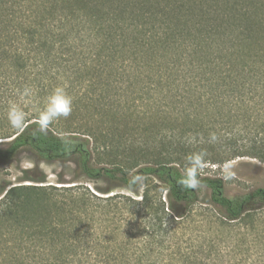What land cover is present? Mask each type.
<instances>
[{
  "label": "trees",
  "instance_id": "16d2710c",
  "mask_svg": "<svg viewBox=\"0 0 264 264\" xmlns=\"http://www.w3.org/2000/svg\"><path fill=\"white\" fill-rule=\"evenodd\" d=\"M26 85L36 96L18 132L6 110ZM61 85L76 109L133 117L170 147L130 168L95 164L90 134H44L33 122ZM195 143L264 164V0H0V163L29 151L110 186L39 177L4 189L0 264H226L184 246L180 229L200 190L213 217L234 223L264 213V188L230 198L222 179L202 175L183 188L174 145ZM134 169L143 187L130 184Z\"/></svg>",
  "mask_w": 264,
  "mask_h": 264
},
{
  "label": "rangeland",
  "instance_id": "374dc122",
  "mask_svg": "<svg viewBox=\"0 0 264 264\" xmlns=\"http://www.w3.org/2000/svg\"><path fill=\"white\" fill-rule=\"evenodd\" d=\"M156 96L168 97L169 94L162 91ZM128 105L131 106L132 102H128ZM135 106H137L136 102ZM154 107L157 106L153 103L142 106L150 110H154ZM50 129L58 133L81 135L86 138H89L90 134L94 163L101 165L120 164L124 168H130L146 164L156 161L160 155H165L161 151L170 147L165 141V149H161L158 138L153 136L146 126L135 122L133 117L100 118L75 107L69 117L54 122ZM174 149L176 159L184 168L185 158L189 154L206 151V167L200 175L222 179L227 197L232 198L259 187L264 188V164L255 159L246 157L227 159L230 154H219L216 145L213 144L174 145ZM39 177L45 180L46 185L77 184L89 187L92 191H95V188L110 187L104 183L87 180L76 171L72 163L44 162L31 152L25 151L15 160L0 163V194L11 185L35 184L25 179ZM116 192L132 195L120 189L113 190L112 193ZM199 201L192 215L180 229L186 240L184 246L193 247V250L203 255L212 252V256L218 255L220 263L263 264L264 258L262 256L259 258V255L264 253V213L254 216L253 222L246 219L226 223L217 220L208 212L204 204L207 201L205 190L199 191Z\"/></svg>",
  "mask_w": 264,
  "mask_h": 264
},
{
  "label": "clouds",
  "instance_id": "9594fccd",
  "mask_svg": "<svg viewBox=\"0 0 264 264\" xmlns=\"http://www.w3.org/2000/svg\"><path fill=\"white\" fill-rule=\"evenodd\" d=\"M14 94L18 96V101L10 100L6 110V118L13 130L23 132L28 126L29 113L26 108L32 105L36 96V91L31 86H24L23 89H15ZM73 110V98L67 93L66 87L57 86L44 98L43 106L36 110L37 114L33 118L38 126V131L47 134L50 126L61 118H67ZM195 137L192 138L194 142ZM217 136L210 134V142H215ZM207 152L202 150L189 154L186 159V166L182 178L178 183L185 189L196 190L201 187L200 174L206 167L205 157ZM132 170L130 173L131 185L143 187L145 177Z\"/></svg>",
  "mask_w": 264,
  "mask_h": 264
}]
</instances>
